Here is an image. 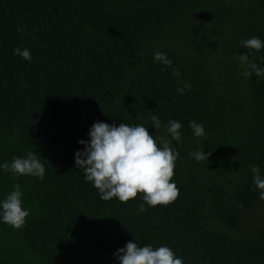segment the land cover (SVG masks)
<instances>
[{
    "label": "trees",
    "instance_id": "16d2710c",
    "mask_svg": "<svg viewBox=\"0 0 264 264\" xmlns=\"http://www.w3.org/2000/svg\"><path fill=\"white\" fill-rule=\"evenodd\" d=\"M253 36L264 42V0H0V164L31 151L45 167L43 179L0 168V201L18 183L30 211L19 230L0 220V264H120L128 241L166 245L183 264H264L250 171L264 177V77L246 79L238 59L264 68V48L240 44ZM170 120L182 124L170 205L102 200L75 166L97 121L171 140ZM202 149L208 160L190 155Z\"/></svg>",
    "mask_w": 264,
    "mask_h": 264
},
{
    "label": "clouds",
    "instance_id": "9594fccd",
    "mask_svg": "<svg viewBox=\"0 0 264 264\" xmlns=\"http://www.w3.org/2000/svg\"><path fill=\"white\" fill-rule=\"evenodd\" d=\"M226 2L230 3V0ZM17 30L23 31V28ZM240 44L256 52L264 48V42L255 36L241 40ZM14 53L31 60V53L27 48L23 50L16 48ZM238 59L241 67L245 69L242 75L246 79L253 73L257 77H264V68L251 62L247 53L238 55ZM154 60L167 66L172 65V61L162 52L154 53ZM173 75L179 77L180 73L174 69ZM182 83L183 87L177 88V92L181 95L185 89L191 88L190 84ZM150 122L157 131L162 127L156 115L150 117ZM189 126L195 137L206 139L202 124L193 120L190 121ZM165 127L171 140L163 136L154 137L142 124L129 125L121 122L117 126L97 121L88 133L90 139L79 141L85 147L76 152L75 166L83 169L85 180L94 185L102 200L115 198L121 203H127L140 194L143 201L151 207L170 205L179 196V188L172 182L179 153L170 145L172 140L182 143L180 133L182 124L177 120H170ZM157 141L162 147L158 146ZM190 155L197 161H205L208 160L210 153H205L202 149ZM0 168L11 172L14 178L30 175L43 179L45 174L44 165L31 151L26 157L14 156L11 163L0 164ZM250 171L253 174L252 190H258L259 199L264 200V177L260 174V168L258 165H253ZM240 208L243 209V204ZM138 209L139 213L147 210L144 203L139 204ZM29 214L30 211L22 206V193L17 183L13 185V190L6 198L0 201V220L19 230L25 226ZM114 255L120 264H183V260L166 245L154 249L151 244L139 246L136 242L128 241L126 246L119 248Z\"/></svg>",
    "mask_w": 264,
    "mask_h": 264
},
{
    "label": "rangeland",
    "instance_id": "374dc122",
    "mask_svg": "<svg viewBox=\"0 0 264 264\" xmlns=\"http://www.w3.org/2000/svg\"><path fill=\"white\" fill-rule=\"evenodd\" d=\"M253 215L258 218L264 217V202H262L258 207L253 210Z\"/></svg>",
    "mask_w": 264,
    "mask_h": 264
}]
</instances>
